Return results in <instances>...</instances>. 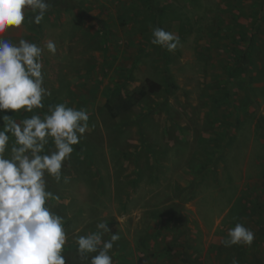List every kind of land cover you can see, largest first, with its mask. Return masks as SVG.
<instances>
[{
  "label": "rangeland",
  "instance_id": "rangeland-1",
  "mask_svg": "<svg viewBox=\"0 0 264 264\" xmlns=\"http://www.w3.org/2000/svg\"><path fill=\"white\" fill-rule=\"evenodd\" d=\"M25 15L5 38L57 47L43 55V102L89 115L70 182L46 177L66 264L100 221L121 237L113 264L264 263V238L222 243L237 222L264 226V0H71L40 25ZM156 19L180 38L174 52L151 44ZM147 80L162 87L137 100Z\"/></svg>",
  "mask_w": 264,
  "mask_h": 264
},
{
  "label": "clouds",
  "instance_id": "clouds-1",
  "mask_svg": "<svg viewBox=\"0 0 264 264\" xmlns=\"http://www.w3.org/2000/svg\"><path fill=\"white\" fill-rule=\"evenodd\" d=\"M51 7L50 0H0V114L5 110L33 113L44 108V98L51 95L44 86L43 55L45 50L56 54L55 42L49 39L41 46L23 38L17 43L5 38L10 30L22 28L26 12L32 14L30 23L40 25ZM151 32V44L168 52L182 46L173 32L160 27ZM0 119L4 122L0 128V264H66L65 218L52 210L49 202L60 197L48 190L46 177L57 184L70 182L63 168L74 146L90 131L89 115L59 103L49 105L43 117L33 114L17 121L0 115ZM120 238L106 221L98 222L95 231L75 236L76 264H113L112 250ZM254 238L250 228L237 222L222 243L229 248L251 246Z\"/></svg>",
  "mask_w": 264,
  "mask_h": 264
},
{
  "label": "trees",
  "instance_id": "trees-1",
  "mask_svg": "<svg viewBox=\"0 0 264 264\" xmlns=\"http://www.w3.org/2000/svg\"><path fill=\"white\" fill-rule=\"evenodd\" d=\"M71 0H50L52 7L50 8V10L48 12H52L56 9H65L69 6ZM158 10V9H157ZM157 17L159 18V15H157ZM155 23L157 24V27H159V21L156 19ZM242 66L245 68V70H247L246 75L249 74V69L246 67V61L245 64H242ZM169 81V78H166ZM162 86L156 82H153L151 80H147V83L144 87L141 88V90L139 91V93L137 94V100L140 98H144L147 94L149 93H155L157 91L160 90ZM136 100V101H137ZM44 108L42 109H38L41 110L43 112H47L48 111V106L49 105H53V104H48V103H44ZM263 119L261 118V124H262ZM259 238H264V226L260 228L259 232H258ZM257 240V239H256ZM254 240L252 244H254V242L256 241ZM258 242V241H256ZM197 264H201L200 261L197 262ZM249 264H264L262 260L258 259L257 257L253 256V259L250 261Z\"/></svg>",
  "mask_w": 264,
  "mask_h": 264
},
{
  "label": "crops",
  "instance_id": "crops-1",
  "mask_svg": "<svg viewBox=\"0 0 264 264\" xmlns=\"http://www.w3.org/2000/svg\"><path fill=\"white\" fill-rule=\"evenodd\" d=\"M68 8V7H67ZM67 8H65V9H67ZM260 230V229H259ZM259 230H258V232H259ZM258 232H257V234L255 235L256 237H257V239H260L259 238V235H258Z\"/></svg>",
  "mask_w": 264,
  "mask_h": 264
}]
</instances>
